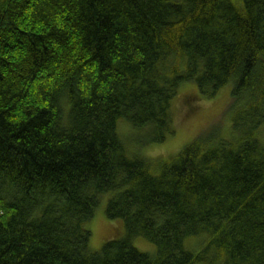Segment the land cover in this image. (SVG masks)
I'll list each match as a JSON object with an SVG mask.
<instances>
[{"label":"trees","instance_id":"16d2710c","mask_svg":"<svg viewBox=\"0 0 264 264\" xmlns=\"http://www.w3.org/2000/svg\"><path fill=\"white\" fill-rule=\"evenodd\" d=\"M190 82L230 85L229 135L128 151ZM263 132L264 0H0V264H264ZM101 200L122 229L93 251Z\"/></svg>","mask_w":264,"mask_h":264},{"label":"rangeland","instance_id":"374dc122","mask_svg":"<svg viewBox=\"0 0 264 264\" xmlns=\"http://www.w3.org/2000/svg\"><path fill=\"white\" fill-rule=\"evenodd\" d=\"M229 94V84L219 89L212 97H205L198 92L194 83H184L178 87L171 102L173 134L168 135L163 142L147 147L143 146L142 132L131 129L125 123H120L118 130L123 137L122 141L128 151L129 149L136 153L140 151L147 159L160 163L177 155L206 128H219L222 133L226 132L229 135L230 114L226 111ZM262 138L264 142V132ZM104 201H100L87 224L91 232L90 248L93 251H97L107 240L121 234V222L109 220L104 215ZM132 244L137 250L148 255H153L155 252L154 245L145 239L136 238ZM205 244L206 240L203 236L186 241V245L194 252L200 250Z\"/></svg>","mask_w":264,"mask_h":264}]
</instances>
